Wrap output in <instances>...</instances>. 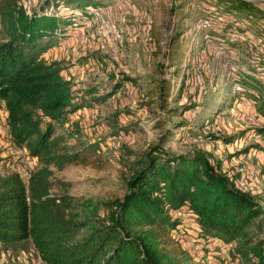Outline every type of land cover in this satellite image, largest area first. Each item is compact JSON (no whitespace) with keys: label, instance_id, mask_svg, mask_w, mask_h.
<instances>
[{"label":"trees","instance_id":"1","mask_svg":"<svg viewBox=\"0 0 264 264\" xmlns=\"http://www.w3.org/2000/svg\"><path fill=\"white\" fill-rule=\"evenodd\" d=\"M21 1L0 0V102L11 141L39 165L26 182L17 171L0 172V249L30 244L44 264H190L177 246L181 235L176 229L186 214L196 223V238L229 244L231 264H264V236L252 228L264 221V205L220 171L221 162L206 150L175 151L160 141L149 145L129 161L121 196L110 199L76 201L49 191L51 166L83 163L99 168L103 158L99 141L70 139L77 129L64 123L82 104L74 102L77 95L61 73V60H46L43 53L65 41L108 0H38L28 7ZM187 1L197 3L199 16L216 22L207 29L219 49L239 47L236 36L250 38L252 25L258 26V48L231 75L264 119V8L253 0H177L170 4V15L188 16ZM127 79L121 76L101 93L95 84L85 87L81 95L89 98L82 103L104 101ZM166 80L159 79L158 93L164 92ZM199 91L195 88L192 104L183 102L177 111L194 106ZM236 97L228 94L224 105L231 106ZM182 121L171 122L164 135ZM252 130L264 136V124ZM242 133L220 138L229 143ZM249 147L261 149L255 142L235 153Z\"/></svg>","mask_w":264,"mask_h":264},{"label":"rangeland","instance_id":"2","mask_svg":"<svg viewBox=\"0 0 264 264\" xmlns=\"http://www.w3.org/2000/svg\"><path fill=\"white\" fill-rule=\"evenodd\" d=\"M37 1L23 0L26 7ZM176 1L108 0L65 41L43 53L46 60H61V73L71 81L77 95L74 102L82 104L69 112V119L64 123L67 128L77 129L76 137L70 139L84 143L99 141V154L103 158L99 168L83 163L51 166V193L67 194L76 201L121 196L129 161L160 141L175 151L211 150L212 159L221 162L220 171L239 180L264 205V136L252 130L253 126L264 124V119L253 115L256 110L246 91L237 95L231 106L224 105L231 84L228 72L232 67H244L250 62V56L258 48V26L252 25L250 38L236 36L239 47H228L221 52L208 35L209 29L194 27V18L199 16L197 3L187 1L184 10L189 15L173 17L169 7ZM253 1L264 8V0ZM70 40L72 43L68 44ZM187 72H191L192 78L190 97L193 86L201 91L198 102L180 112L177 109L181 103L190 101L182 91L187 89L183 80ZM121 76L129 79L104 101L82 103L89 98L81 95L85 87L95 84L98 93L105 92ZM162 77L167 80L160 94L157 87ZM221 103L219 110L216 106ZM5 112L0 102V172L17 171L26 182L28 173L39 162L11 141ZM175 120H183V125L172 126L164 135L167 126ZM240 131L243 133L229 143L220 138L222 134ZM255 142L261 149L249 147L243 153H235ZM102 211L99 208V213ZM195 228L196 223L184 214L183 222L176 229L181 235L178 250L185 252L190 264L233 262L227 245L216 238H196ZM252 228L257 235L264 236V221L258 225L254 222ZM14 261L44 264L30 244L24 249H0V264Z\"/></svg>","mask_w":264,"mask_h":264},{"label":"built area","instance_id":"3","mask_svg":"<svg viewBox=\"0 0 264 264\" xmlns=\"http://www.w3.org/2000/svg\"><path fill=\"white\" fill-rule=\"evenodd\" d=\"M22 2V4L25 6V3L23 2V0L21 1ZM192 1H189V3L190 4H192L191 3ZM214 23H216V22H214L212 19H210V18H204V17H201V16H196L195 18H194V27L195 28H199V29H205V28H208V27H212V26H215L214 25ZM211 25V26H210ZM238 37L241 39V37H244V36H242V35H238ZM221 50V52H222V49H220ZM45 58V57H44ZM46 59V58H45ZM235 67V66H234ZM235 68H231L230 70H229V72H228V76L231 78V84H230V87H229V90H228V92H229V94H237V95H240L243 91H246V89L242 86V85H240L237 81H234L233 80V77H232V73H233V70H234ZM186 79H185V75H183V80H185L186 82V86H187V89L186 88H183V95H184V98L186 99V96H189V99H194V95H192L191 97H190V95H189V89H191V72H187L186 73ZM193 87H195L196 88V85L195 86H193ZM194 88V89H195ZM193 89V90H194ZM200 89V88H199ZM200 91H201V89H200ZM195 98H197V97H195ZM198 99V98H197ZM236 99V98H235ZM257 115V113L255 112L253 115ZM206 127H207V125H206ZM228 175H229V173H227ZM234 183L239 187V188H241L242 190H246V191H249V192H251V190H249V188L248 187H246V186H244V185H242V183L239 181V180H234ZM177 212V211H176ZM178 214H179V212H177ZM218 240V239H217ZM218 241H220V240H218ZM222 244H224V245H229V244H225V243H223L222 241H220ZM230 244H233V243H230Z\"/></svg>","mask_w":264,"mask_h":264},{"label":"crops","instance_id":"4","mask_svg":"<svg viewBox=\"0 0 264 264\" xmlns=\"http://www.w3.org/2000/svg\"><path fill=\"white\" fill-rule=\"evenodd\" d=\"M125 1H126V0H125ZM70 43H72V40H70L68 44H70ZM222 132H223V131H222ZM222 149H223V148H222ZM210 151H211V150H208V149H207V152L209 153V155H211V154H210ZM211 157H212V156H211Z\"/></svg>","mask_w":264,"mask_h":264}]
</instances>
